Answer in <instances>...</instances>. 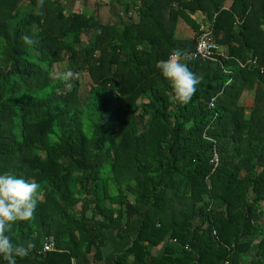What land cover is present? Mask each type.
<instances>
[{
    "label": "trees",
    "instance_id": "1",
    "mask_svg": "<svg viewBox=\"0 0 264 264\" xmlns=\"http://www.w3.org/2000/svg\"><path fill=\"white\" fill-rule=\"evenodd\" d=\"M255 1L223 10L221 0H138L117 26L66 15L60 0H0V173L41 185L34 217L7 234L29 239L27 227L45 226L41 240L59 241L69 228L90 252L105 230L138 224L116 264H264V0ZM196 12L224 53L221 65L185 61L202 79L181 104L157 64L194 49L175 28L184 17L200 32ZM62 62L75 73L68 81L53 76Z\"/></svg>",
    "mask_w": 264,
    "mask_h": 264
},
{
    "label": "crops",
    "instance_id": "2",
    "mask_svg": "<svg viewBox=\"0 0 264 264\" xmlns=\"http://www.w3.org/2000/svg\"><path fill=\"white\" fill-rule=\"evenodd\" d=\"M221 1L223 3V10L230 9L232 0ZM60 2L65 9L66 15L71 13H83L87 17L98 16L101 17L103 23L109 24L111 22L110 24H115L117 26H123L130 23L128 18L129 8H133L135 7V3H139L138 0H60ZM254 4L256 5L255 0ZM233 16L236 21L235 25H239L240 23L235 15ZM191 18L197 23L200 30L207 27L211 21L202 12H196ZM175 38L184 40H193L195 38V32L192 27L185 22L184 17L177 21ZM87 225L89 227L93 226V224ZM27 228L28 231L31 229V236L33 238L25 239V237H20L21 235L19 233L20 236L16 235L17 240L16 238H12V240L14 242L34 240L36 247L29 257L18 258V264H116V258L131 245L133 236L137 232L138 224H123L120 229L105 230L103 236L104 245L101 248V245L99 246V251H95V249L92 248L90 252L85 251L87 248V241L81 240L78 233H68L67 231L69 228H66L65 230L62 228V231H64L62 233V238H60L59 241L55 240L56 246L59 250L57 249L54 252L43 253L41 249L45 239L41 240V235L46 232V227L42 226L39 230H36V227L33 228L31 226ZM95 233L96 232H92V235H95ZM74 241L79 243V246L81 247H79L77 251L75 250L74 254L69 255L68 250L74 248ZM156 251L157 249L153 250L154 253ZM128 260L131 262L132 257H129Z\"/></svg>",
    "mask_w": 264,
    "mask_h": 264
},
{
    "label": "clouds",
    "instance_id": "3",
    "mask_svg": "<svg viewBox=\"0 0 264 264\" xmlns=\"http://www.w3.org/2000/svg\"><path fill=\"white\" fill-rule=\"evenodd\" d=\"M210 26H213V21L195 34V42L198 34ZM25 39L31 42L30 38L26 37ZM216 46V61L212 62L221 65V55L223 54L220 55V53H224V51L217 44ZM218 55L220 58H217ZM186 60L187 54L177 48L169 53L167 59H162L157 64L160 74L170 85L172 100L181 104L190 101L202 79L189 68ZM255 63L256 60L254 59L253 64ZM74 75L72 70H66L62 79L68 81ZM40 189L41 185L38 182L28 181L9 172L0 173V264H18V258L29 257L32 250L35 249L34 240L14 242L7 233L15 222L28 221L34 217L38 206L37 195Z\"/></svg>",
    "mask_w": 264,
    "mask_h": 264
},
{
    "label": "built area",
    "instance_id": "4",
    "mask_svg": "<svg viewBox=\"0 0 264 264\" xmlns=\"http://www.w3.org/2000/svg\"><path fill=\"white\" fill-rule=\"evenodd\" d=\"M216 51L217 46L214 42L213 26H210L205 31L198 34L194 50L187 53V59L216 61ZM214 162H217L216 158H214ZM213 235H215V232H213ZM172 242L174 243L175 241ZM41 251L43 253L56 251L55 239L52 236L45 238Z\"/></svg>",
    "mask_w": 264,
    "mask_h": 264
},
{
    "label": "rangeland",
    "instance_id": "5",
    "mask_svg": "<svg viewBox=\"0 0 264 264\" xmlns=\"http://www.w3.org/2000/svg\"><path fill=\"white\" fill-rule=\"evenodd\" d=\"M87 38H88V36L87 35H84V37H83V42L84 43L87 41ZM68 66H70V64H68L67 62L59 63L58 65H56L52 69L53 76L59 75L61 72H65L66 70H69L68 69ZM78 81H79V89H80V92L82 94H84L85 91L87 90V86H88V83H89V78H88V76L86 74H80L78 76Z\"/></svg>",
    "mask_w": 264,
    "mask_h": 264
}]
</instances>
